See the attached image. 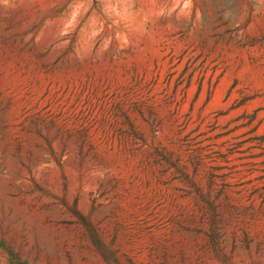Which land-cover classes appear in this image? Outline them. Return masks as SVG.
<instances>
[{"label": "rangeland", "instance_id": "374dc122", "mask_svg": "<svg viewBox=\"0 0 264 264\" xmlns=\"http://www.w3.org/2000/svg\"><path fill=\"white\" fill-rule=\"evenodd\" d=\"M0 264H264V0H0Z\"/></svg>", "mask_w": 264, "mask_h": 264}]
</instances>
